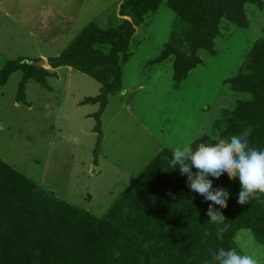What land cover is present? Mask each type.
<instances>
[{"label":"trees","instance_id":"1","mask_svg":"<svg viewBox=\"0 0 264 264\" xmlns=\"http://www.w3.org/2000/svg\"><path fill=\"white\" fill-rule=\"evenodd\" d=\"M162 1L126 0L120 15L129 21L114 30H101L90 24L58 58L49 60L51 68L56 69L77 68L80 61L88 59L91 65L83 68L88 75L97 67H104L101 73L93 72L96 80L102 82L100 94L83 101L99 104L93 116L94 166L100 153V117L107 96L121 91L120 57L135 28ZM255 1L168 0V7L177 14L178 32L154 63L173 56V82L178 86L200 65L199 51L214 54L222 21L246 28L244 8ZM96 45L108 47V54L92 56ZM248 60L245 71L226 83L249 99L237 103L233 118L218 138L238 135L250 128L249 146L264 150V42L253 46ZM16 71L23 72L21 87L37 77V82L44 84L49 76L22 59L9 61L0 70V87ZM101 76L111 80L105 81ZM19 92L22 93L21 88ZM203 137L196 139L193 147L200 142H214ZM170 158V151L161 150L101 217L57 199L0 160V264H207L209 249L236 248L233 240L240 230H249L255 242L264 246V193H257L247 204L240 205L238 178L208 177L214 188L229 193L226 208L213 205L223 213L229 226L217 235V226L206 215L211 202L190 190L187 177L180 174L178 166L174 170L168 167ZM208 232L210 236L206 235Z\"/></svg>","mask_w":264,"mask_h":264},{"label":"rangeland","instance_id":"2","mask_svg":"<svg viewBox=\"0 0 264 264\" xmlns=\"http://www.w3.org/2000/svg\"><path fill=\"white\" fill-rule=\"evenodd\" d=\"M167 1L163 0L156 11L144 17L141 27L135 28V34L127 43L125 53L120 57L122 67L135 55L139 56L137 59L145 57L149 59V63H154L166 45L172 43L173 35L178 32L176 31L178 20L177 14L168 7ZM118 2L119 0H22L17 10L18 18L24 23L18 19L17 24L5 23L0 15V42H3L0 43V48L6 59L5 63L24 59V63L35 64L49 74L51 72L49 62L47 64L46 60L41 62L36 60L38 56L35 54V42L39 34L37 30L29 28V25L35 24L39 18H44L45 25L49 26L50 36L55 37V39L50 37V40L54 41L50 51L55 54L62 49L58 42L63 43L70 39L72 36L68 33L79 29V26L82 27L89 18H99L95 20L96 24H93L101 30H114L121 26L124 19L117 18L115 22L111 21L114 12L110 11H114L116 7L119 16L120 11L125 8L126 0L122 4ZM37 9L43 10L44 13L41 14ZM76 11L79 12L77 17ZM244 12L247 21L245 29H239L226 21L221 22L218 36L214 41V54L198 52L201 63L193 71L190 79H185L187 84L183 89H170L172 80L169 71L173 65V56L164 66L153 67L155 71L153 75L151 70L141 69L138 70L140 72L138 75L130 76L128 82L144 83L149 77L154 78L157 92L153 96L157 95L154 97L153 105L150 109L147 108L141 117V121L155 118L154 124L149 125L151 133L164 140L167 139L168 133L170 137L182 134L190 138L189 133L196 131L195 135L198 137L204 136L203 139L213 140L227 128L237 103L248 100L249 96L234 92L226 81L245 71V64L253 46L264 42V0L247 3ZM47 13L51 14V18L54 16L52 23L45 21ZM40 14L44 17L42 18ZM69 23L73 24L72 28ZM36 25L39 26L38 23ZM27 30L34 34V38L28 37ZM60 30L66 34L59 36L52 34ZM143 45L146 47L144 52H137ZM40 49L43 50L41 46ZM108 50V47L96 45L92 56H106ZM42 55L45 57V54ZM49 55L47 57L52 60ZM86 60L80 61L78 67L71 68L70 72L74 70L84 74L83 68L91 65V61ZM2 65L5 64L0 63V70ZM97 68L91 74H85L87 76L74 75L76 79L71 85V98L79 96L82 90L90 95L97 94L93 92L98 86L93 74H98V70L101 73L104 67ZM64 73L65 71H59V75ZM127 75H131L130 72H127ZM54 76L53 74L51 78ZM102 78L105 81L111 80L101 76L100 79ZM38 79L37 77L27 81L21 87L23 72L16 71L0 87V160L57 199L85 210L95 217H101L131 184L132 175L142 171L140 169L146 164L144 162L148 160L151 152L147 151L146 147L152 146L142 140L141 135L144 133L132 124L128 113L132 111L125 110V107L129 109L130 105H125V102L122 103V99L115 95L116 97L110 98L107 112L109 110L110 113L118 112L119 123H113L105 128L102 134L105 139L102 142L101 155L116 167L104 161L100 172L93 173L92 176L87 175V165L93 159L96 134L89 130L88 123L75 119L82 118L80 110H86L91 106L69 108L70 117H74L77 122L75 123L65 115L66 103L71 107L74 99L66 101V94H61L64 86L50 80L48 85L52 86V91L47 92L41 87L45 86V83H37ZM97 82L102 84L101 80ZM20 88L22 93L19 92ZM150 95L147 91V98ZM106 121L107 116H104L105 125ZM78 125L86 134H79L74 130ZM144 125L148 129V125ZM120 167L122 169L119 171ZM128 168L131 170L127 172L123 170ZM233 241L238 251L252 254L259 259L260 264H264V246L255 242L249 230L238 231Z\"/></svg>","mask_w":264,"mask_h":264},{"label":"crops","instance_id":"3","mask_svg":"<svg viewBox=\"0 0 264 264\" xmlns=\"http://www.w3.org/2000/svg\"><path fill=\"white\" fill-rule=\"evenodd\" d=\"M21 2H22V0H0V15L2 16L3 22H5V23L11 22L13 24H17L18 21H16V19L22 21V19L18 18L19 12L17 10L18 6H20ZM123 2H124V0H119L118 4H122ZM63 4H65V1H63ZM66 4L68 5L67 2H66ZM37 11L38 12L41 11V14L44 13L43 10L37 9ZM110 12H112V13L114 12V17L111 19L112 22H115L117 18L124 19L123 20L124 22L129 21V19L126 16H121V17H120V15L117 16L116 7L114 8V11H110ZM34 14H37V13H34ZM48 14L49 13H47V15H46L47 19L45 21L48 20L47 23L48 22L52 23L51 20L54 19V16H52V18H51V14H49V19H48ZM77 15H79L78 11L75 12V17H77ZM41 17L43 18L44 15H41ZM43 19L39 18L35 24L31 23V25H29V28L37 30L38 31L37 33L39 34V38L35 42V45H36L35 54L38 56L36 60H40V62L46 60L45 62L48 64V62L50 60L49 57H47L48 54H50L49 56L52 60L58 58V55H60L70 45V43L72 41H74L81 34V32L83 31V29H85V27L89 26L90 24L95 23V20H98L99 18H97V19L89 18L84 22V25L82 27L79 26V29H76L75 31L71 30V32H69L68 34H71L72 37H70V39L66 40L63 43L58 42L60 45H62V49H60V51L56 52L55 54L54 53L52 54L51 53L52 51H50V49L52 50V46L54 45V41L50 40V37L52 39H55V37L50 36L49 26L45 25L46 23L44 22ZM37 23L39 25L38 27L36 25ZM68 25L70 26V28L73 27V24H71V23H69ZM33 26H36V28H33ZM27 31H28V37L34 38V34H32V32L29 30H27ZM63 33L66 34L63 30H60V31L54 32L52 34H55V36H59ZM68 34H67V36H68ZM41 37H42V39H41ZM0 43H3V42H0ZM40 46L43 48V50L40 49ZM144 47L145 46L143 45V48L139 49L137 52H141V53L144 52ZM8 52L9 51H7L6 54H8ZM42 54H45L44 56L47 58L43 57ZM138 57L139 56H136V55L131 57V59L129 61L125 62V64L123 65V67H122V79H121V81H122L121 91H119L118 93L111 94V95L107 96L106 105H105L103 113L100 117V125H101V135H102L105 132V128H108L113 123H116V122L119 123L118 112L115 111V113H114V111H113L112 113H110V110H109V112H107L111 97H116L115 95H117L119 98L122 99V103L125 102V105L126 104L130 105L129 109H127L125 107V110L126 111L127 110L132 111V113L128 112L129 118H130L132 124H134L135 128L138 127L139 130L144 133L143 135H141L142 140L145 143H147V145L152 146L151 148L146 147V150L151 151V152L149 154L148 160L144 162L146 164L140 169V171H141L157 156V154L161 150L166 149V150L170 151L169 149L174 148L177 145L183 144V143L188 142V141L194 142L196 139H198L200 137L195 135L197 133L196 131L189 133L190 138H188V135L186 137V136H183L182 134H179V136L176 134L175 136L170 137V134L168 133L167 139L162 140L158 135L153 134L149 131V125L154 124V122H153L155 120L154 117L150 118L149 120H142L141 121V117L146 113L145 112L146 109L147 108L150 109V107L153 105L154 100H155L154 97H156V95H157V94H155L153 96V94L157 92V90L155 89V86H154L155 85L154 84V78L149 77L147 79V82H144L145 84L141 83V82H134V81L128 82V80H129L130 76L138 75L140 73L138 70H141V69L142 70H151V74L152 75L155 74L153 67H155V66L156 67H162L168 61H171V60H169L171 58L169 57L166 61L154 65V63H149V59H145V57H140V59H137ZM5 60L6 59H5L4 55L2 54L1 48H0V63L2 62L3 64H5ZM172 63H173V61H172ZM171 68L172 67H170V71H169L170 79L172 80V81H170V89H173V88L179 89V90L183 89L187 84V80H184L178 86L175 87V84L173 82V70L171 71ZM196 68L193 69L188 74L186 79H190V76L193 74V71L196 70ZM70 69H71V67H67V66H63V67L56 68V69L50 68L51 72H49V74L51 73L50 74L51 76L53 74L55 76L53 78H51V76L46 77L47 79L45 81V86H42L41 84L40 85L47 92L52 91V86L48 85L50 80H53L54 83H59V84L63 85L64 90L61 91V94L62 95L66 94V97H67L66 101L69 102L71 99H74L71 107H68L67 103H66L65 109H67V111H66L65 115H68V118L73 120L75 123H77L75 120H77L78 122H79V120H81V121L88 123L89 124V130L92 133H94L93 130H94L96 122H95V119L93 118V116H94V114H96L98 112L99 104L98 103L83 104V101L87 98H95L96 96H98L100 94L101 84L93 79L98 84V86L93 89V92H97L96 95H94V94L90 95L89 93H86V91L82 90V93L79 96L76 95L73 98H71L70 97L72 95V86L71 85L76 79V78H74V77H76L74 75H78V74L85 75V74L79 73L78 71H74V70L70 72ZM59 71H65L64 75H59ZM127 72H130L131 75L128 76ZM156 72L159 73L160 71L156 70ZM85 76H87V75H85ZM76 82H78V81H76ZM147 91H149V93L151 94L150 97H148V98H147ZM123 94H125V95H123ZM86 105H89L91 107L86 109V110H80L79 111L80 113L83 114L81 119L77 118L74 120L73 116L70 117L69 108L80 109ZM122 107L124 108L123 104H122ZM133 112H135V113H133ZM109 115H110V117H109ZM104 116L105 117L107 116L106 125H105V123H103V117ZM155 123H157V121H155ZM144 124L148 125V129H146ZM74 130H76L79 134H86V132L84 131L83 128H81L80 125H78V127H76ZM104 139H105L104 135H102L100 153H99L98 158H97V165L94 166L93 164H91L92 161L90 163H88V165H87L86 170H87V175H89V176H92L93 173L100 172V170L102 169V164L104 163V161H106L107 163L116 167V165L114 163L108 162L107 158H105V156L101 155L102 142L104 141ZM120 169H122V168L120 167L119 171H120ZM123 170L127 172V171H130L131 169L128 168V169H123ZM141 172L133 174L130 181L134 180L135 177L138 176ZM130 181H129V183H130Z\"/></svg>","mask_w":264,"mask_h":264},{"label":"clouds","instance_id":"4","mask_svg":"<svg viewBox=\"0 0 264 264\" xmlns=\"http://www.w3.org/2000/svg\"><path fill=\"white\" fill-rule=\"evenodd\" d=\"M250 133L248 128L228 138L214 137V142H200L193 147V142L188 141L169 149L171 158L168 167L174 170L178 166L180 174L186 175L190 190L211 202L206 215L208 221L217 226V235L226 232L229 227L223 213L216 210L227 207L229 193L223 188H214L208 177L219 179L227 175L230 179L238 178L241 190L237 202L240 205L247 204L257 193H264V150L249 146ZM206 235L210 236L211 232ZM209 255L207 264H260L254 255L236 248L209 249Z\"/></svg>","mask_w":264,"mask_h":264}]
</instances>
